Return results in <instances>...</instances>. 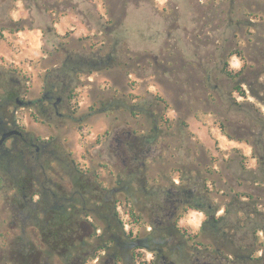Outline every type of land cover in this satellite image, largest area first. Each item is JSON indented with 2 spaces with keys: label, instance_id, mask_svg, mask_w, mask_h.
<instances>
[{
  "label": "rangeland",
  "instance_id": "obj_1",
  "mask_svg": "<svg viewBox=\"0 0 264 264\" xmlns=\"http://www.w3.org/2000/svg\"><path fill=\"white\" fill-rule=\"evenodd\" d=\"M65 10L81 49L30 54ZM12 114L107 194L116 216L105 235L89 217L100 228L86 264H264V0H0V119ZM46 169L53 182L40 190L68 197L58 190L71 189L68 171ZM3 184L0 264H13L18 239L39 247L40 264L70 262L82 242L48 250Z\"/></svg>",
  "mask_w": 264,
  "mask_h": 264
},
{
  "label": "trees",
  "instance_id": "obj_2",
  "mask_svg": "<svg viewBox=\"0 0 264 264\" xmlns=\"http://www.w3.org/2000/svg\"><path fill=\"white\" fill-rule=\"evenodd\" d=\"M240 72L241 68L233 73L224 70V73L230 78H234ZM237 87L239 86H235L234 89H237ZM26 136L34 144L30 145V143H27L26 155L15 151L8 157H4L2 163H0V184L3 187V183L6 181L10 188L15 191L20 203L17 207L20 213L25 208L34 212L36 220L39 221L38 237L41 236L48 250L57 254H64L75 242L80 241L83 246L78 249L74 256H71L70 262L67 264H86L87 254H83L88 249L85 248V245L90 238L96 235V230L100 228L89 217L97 218L102 223H105L102 228V235H105L106 228L110 227L116 213L112 208L106 207V192L101 190L100 187L98 188L95 181L88 178L85 172H82L75 165V161L69 155L64 152H61L59 156L52 154L45 150V141L38 146L35 141L39 138H35L29 133H26ZM35 147H37V150ZM48 162H56L68 171L72 181L71 189L65 191L62 186H58V190H62L68 197L63 198V196L55 195L50 185L49 189L43 187V190H40L42 187L39 183L48 182L50 184L53 182L52 177L47 173V169L44 170ZM92 193L96 194L98 199L92 198ZM240 195L246 196L244 194ZM35 196H38V199L33 201ZM89 201L91 203L93 201V209L87 207ZM103 207L105 208L104 211ZM109 212L110 215H108ZM24 218L22 216V219ZM54 218L59 222L51 221ZM177 231L181 234L179 236L192 241L193 245L197 246L195 248L197 251L200 252V249L205 246L200 241L196 240L194 242L195 235L187 233L183 228H177ZM254 238H259L256 232H254ZM137 242V248L147 247L141 239L137 240ZM41 255L42 253L38 246H34L33 243L27 242V240L21 241L18 239L13 243L9 261L13 264H40Z\"/></svg>",
  "mask_w": 264,
  "mask_h": 264
},
{
  "label": "crops",
  "instance_id": "obj_3",
  "mask_svg": "<svg viewBox=\"0 0 264 264\" xmlns=\"http://www.w3.org/2000/svg\"><path fill=\"white\" fill-rule=\"evenodd\" d=\"M66 13H60L57 18H53L51 16V26L53 29L56 30V34L54 35L55 38L53 39H46L43 36V33H41V37L38 39L39 44L36 45V47H31L30 54H39L41 56H45L46 54H52L53 52H61L62 54H66L68 56L70 52H72L73 49L75 50H80L82 46H79L78 49L75 48L71 42H75L78 38L76 35H74V32L77 30L79 27H74V16L69 12V10H65ZM65 20V25L63 26V29H58V26L62 23V21ZM80 27L82 24L79 22L78 24ZM69 27V30H73L71 34H69L66 38H63L64 30H66V27ZM49 28V27H48ZM23 29H17V31L14 33L15 34V39L20 43L21 51L24 49H29V43H28V38L23 37L21 34V31ZM80 30V29H79ZM81 32V30H80ZM73 46V47H72ZM9 48V47H8ZM10 49V48H9ZM10 53H12V50L10 49Z\"/></svg>",
  "mask_w": 264,
  "mask_h": 264
},
{
  "label": "flooded vegetation",
  "instance_id": "obj_4",
  "mask_svg": "<svg viewBox=\"0 0 264 264\" xmlns=\"http://www.w3.org/2000/svg\"><path fill=\"white\" fill-rule=\"evenodd\" d=\"M16 102L21 103V101L17 100ZM27 104L32 105L29 100L27 101ZM56 104V101L53 102V106H56ZM13 130L19 131V133H17L16 131L12 132L8 136H6L0 143V163H2L4 157H8L15 151L26 155L27 143H30V145L34 144L33 141H31V139L26 136V130L17 123V120H15V116L13 114L9 115L5 119H0V137L2 136V134ZM35 149L37 150V147H35ZM173 200H175L176 202L180 201L181 203L184 202L182 199H179L176 196H174ZM185 201H187V199H185ZM184 204L187 203L184 202Z\"/></svg>",
  "mask_w": 264,
  "mask_h": 264
},
{
  "label": "water",
  "instance_id": "obj_5",
  "mask_svg": "<svg viewBox=\"0 0 264 264\" xmlns=\"http://www.w3.org/2000/svg\"><path fill=\"white\" fill-rule=\"evenodd\" d=\"M16 130L13 131H9L7 133L2 134V136L0 137V143L3 141V139L8 136L9 134H11L12 132H15ZM17 133H19V131H16Z\"/></svg>",
  "mask_w": 264,
  "mask_h": 264
}]
</instances>
